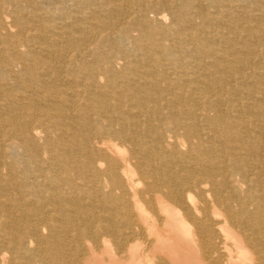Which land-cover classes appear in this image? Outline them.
I'll use <instances>...</instances> for the list:
<instances>
[{
  "label": "bare ground",
  "instance_id": "obj_1",
  "mask_svg": "<svg viewBox=\"0 0 264 264\" xmlns=\"http://www.w3.org/2000/svg\"><path fill=\"white\" fill-rule=\"evenodd\" d=\"M0 264H264V0H0Z\"/></svg>",
  "mask_w": 264,
  "mask_h": 264
}]
</instances>
